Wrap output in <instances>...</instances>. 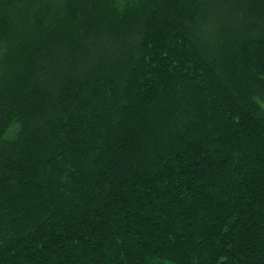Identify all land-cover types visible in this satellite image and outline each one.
<instances>
[{
  "label": "trees",
  "instance_id": "obj_1",
  "mask_svg": "<svg viewBox=\"0 0 264 264\" xmlns=\"http://www.w3.org/2000/svg\"><path fill=\"white\" fill-rule=\"evenodd\" d=\"M0 264H264V0H0Z\"/></svg>",
  "mask_w": 264,
  "mask_h": 264
}]
</instances>
